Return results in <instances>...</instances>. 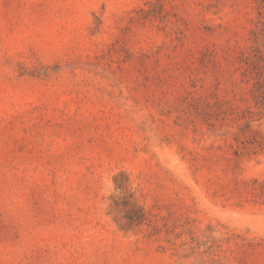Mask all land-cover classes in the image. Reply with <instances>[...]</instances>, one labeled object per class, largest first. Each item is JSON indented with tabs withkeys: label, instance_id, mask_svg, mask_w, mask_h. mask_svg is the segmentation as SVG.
<instances>
[{
	"label": "rangeland",
	"instance_id": "obj_1",
	"mask_svg": "<svg viewBox=\"0 0 264 264\" xmlns=\"http://www.w3.org/2000/svg\"><path fill=\"white\" fill-rule=\"evenodd\" d=\"M256 46L264 0H0V264H264Z\"/></svg>",
	"mask_w": 264,
	"mask_h": 264
},
{
	"label": "trees",
	"instance_id": "obj_2",
	"mask_svg": "<svg viewBox=\"0 0 264 264\" xmlns=\"http://www.w3.org/2000/svg\"><path fill=\"white\" fill-rule=\"evenodd\" d=\"M254 61L250 58L246 59L247 69L251 80H253L251 89L248 90L249 95L254 99L258 106L264 105V81H260L262 64H264V55L259 51L258 47H254ZM253 74V77H252Z\"/></svg>",
	"mask_w": 264,
	"mask_h": 264
}]
</instances>
